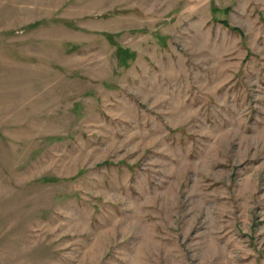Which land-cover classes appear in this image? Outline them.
<instances>
[{"label":"rangeland","instance_id":"374dc122","mask_svg":"<svg viewBox=\"0 0 264 264\" xmlns=\"http://www.w3.org/2000/svg\"><path fill=\"white\" fill-rule=\"evenodd\" d=\"M0 264H264V0H0Z\"/></svg>","mask_w":264,"mask_h":264}]
</instances>
